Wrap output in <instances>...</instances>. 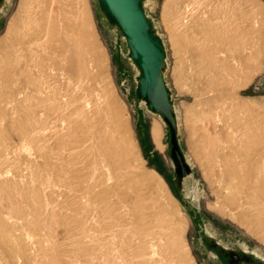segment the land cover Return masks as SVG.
Returning a JSON list of instances; mask_svg holds the SVG:
<instances>
[{
  "label": "rangeland",
  "instance_id": "374dc122",
  "mask_svg": "<svg viewBox=\"0 0 264 264\" xmlns=\"http://www.w3.org/2000/svg\"><path fill=\"white\" fill-rule=\"evenodd\" d=\"M212 1L153 0L148 5V12L156 21L158 31L163 36L167 47L166 80L179 114L181 132L179 140L193 168L192 175L184 180V184L180 188L176 182L177 172L171 156L170 129L162 122L165 147L163 151H160L151 138L153 122L159 118L149 112L145 105L139 101L136 94L138 72L127 57V45L121 36L105 23L98 9L97 1L86 0L92 19L89 26L91 32L89 43L92 50L86 53L87 56L82 55L84 58L76 56L74 53L76 50L73 45L74 37L65 34L68 21L65 18H70L72 21H75L76 17L80 18L77 14L81 10L79 1H11L6 12L0 15V61L5 60L8 63L3 69L5 74L3 70L0 72V74H4L0 75L1 78L3 76V81L0 78V147L4 144L3 149L0 148V264H216L215 261H210L200 253L196 230L191 220V211L194 209L207 216L210 223L214 225L216 231L213 233L215 235L220 237L223 234L231 239L238 237L242 244L252 245L259 257L264 258V240L260 237L264 236L262 235L264 233V206L256 205L248 199L246 201V196L243 193H238L235 190L231 193L232 190H226L224 182H220L222 175L217 169V165L220 164L217 161L220 158L217 156L223 151L222 137L224 138L225 133L223 121L227 116L216 111V105L211 99L213 96L223 93V95H227L230 102L264 107V0ZM251 1L253 3L258 1L263 5L261 13L248 14L250 9H256V5H253ZM200 2L204 5H201ZM186 4H189L187 12L184 7ZM199 5L201 7H198ZM227 10H232L236 14V21L242 31L249 34L253 40L248 45L243 57L246 55L254 58V71L249 80H244L242 77L238 84L231 81L228 84L227 78L225 80H209L212 79V73L217 72L219 67H214L215 70L212 72L213 67H207L208 64L205 60L209 53V56L212 55L211 57L217 59L220 57L219 60L225 59L230 63L231 56L234 53L237 55L236 52L225 50L222 52V49L220 52L214 51L213 45L209 46L208 43L207 48L204 46L206 56H200L195 51L204 41V33L200 32L203 29L201 27L204 22L202 18L205 15L211 17L214 12L223 14ZM50 21L51 24L56 23L58 27L60 26L61 36L48 45V41L52 40L49 38V35L51 37L50 27L53 25H49ZM10 27L17 28L15 29L16 33H10L13 31ZM201 33L203 34L200 35ZM61 40L66 43L64 46L61 45ZM91 40L93 41L90 42ZM209 47L214 53H210V49L207 51ZM45 51L47 52L45 53ZM41 57L45 59L42 72L38 65ZM198 57L201 59L199 60ZM238 59L240 60V58ZM238 59L231 62L233 67L237 68L238 64L242 65V59L240 61ZM201 60L205 62L203 64L207 70L201 66ZM59 63L62 65V72ZM7 69L10 70L9 76L11 77L7 80L8 83L6 82ZM203 73L210 77L206 75L207 79L204 78ZM33 74L34 76L40 74L44 81L48 82L45 83L43 94L36 93L32 89H25L26 83L34 77ZM211 81L214 85L216 84L215 87ZM206 83H210V85ZM227 84L229 86L225 88L224 86ZM22 88L23 94H18L17 90L20 91ZM210 89L212 90L210 91ZM229 90H232V94L227 92ZM50 94L53 100L46 102L45 99L47 96L50 97ZM43 101L47 104L45 102V105L42 104ZM68 101L75 103V107L73 104L69 107L71 103ZM66 103L69 105L66 106ZM108 104L116 105L124 122V126L119 127L117 133L119 135L121 132L119 136L128 139L129 147L126 152L129 155L130 164L128 167L116 166L107 157L106 151L98 148L96 134L91 137L92 142L88 140L87 144L91 151L89 149L87 154L85 152L84 158L88 162L93 161L96 167L93 169L94 179L104 182L114 194L113 200L119 204L123 234L121 233L117 237L110 236V233L105 232L108 219L102 215L95 217L94 221L91 219L86 225L87 228L80 229L83 214L78 211V205L74 204L72 196L67 194L60 181L57 183L60 178L59 165L63 162L61 135H66L72 128V124L70 126L69 124L73 118L85 121L88 116L86 120L93 119L91 122L94 127H99L98 116L101 112L106 111ZM83 105L87 107L82 108ZM75 109L77 110L75 111ZM88 109L87 115L80 112L82 110L87 112ZM76 112L81 113V116L79 117ZM32 116L34 117L32 118ZM60 118H62V122H59ZM32 120L35 122L33 123ZM48 121H51L50 124ZM52 122L54 123L52 124ZM32 125L37 127V132H34L35 139L33 141L24 140L20 129ZM44 126H46L45 129L47 128L46 130L43 128ZM67 126L69 127L66 129ZM40 129L41 133L38 132ZM192 146L198 148L203 157L207 158V166L215 165V179L208 173L210 181H212L211 178L214 179L212 183L208 178H205V176L208 177V174L205 173L204 167L202 168L200 161L191 150ZM148 171L157 172L159 177L153 176L154 178H152ZM128 172L139 177H143V175L151 177L146 180L145 186L140 191L142 194L140 192L131 193L129 197L125 198L121 197V193L126 191L123 177ZM107 175L110 177L108 178ZM106 177L107 179H105ZM160 178L166 187L162 185ZM135 201H142V206L136 207ZM244 202L246 204H243ZM222 204L225 205L223 209ZM133 206L136 208L134 209ZM253 206L257 208L254 210ZM59 209L61 213H59ZM231 213L247 216L256 229L258 228L257 234L250 232L237 218L234 220L235 215L233 216ZM132 235L133 237H131ZM107 237L114 252L124 249L125 258L114 260L108 255L109 252L105 248V244L94 247L96 240ZM124 243L125 245H123Z\"/></svg>",
  "mask_w": 264,
  "mask_h": 264
},
{
  "label": "bare ground",
  "instance_id": "6f19581e",
  "mask_svg": "<svg viewBox=\"0 0 264 264\" xmlns=\"http://www.w3.org/2000/svg\"><path fill=\"white\" fill-rule=\"evenodd\" d=\"M80 5H81V10L80 12L77 14L79 15L80 18L75 19V21H72L70 18H65L67 21V27H66V35L68 36H72L74 37L75 43L73 44L76 48L75 50V55L76 56H82V55H86V53H89L90 50H92L91 45L89 43V38L91 36V32L89 30V26L91 24V16L89 14V10L87 8V4H86V0H78ZM76 0V2H78ZM192 1V0H191ZM200 1V0H199ZM203 1V0H202ZM205 1V0H204ZM207 1V0H206ZM210 1V0H209ZM214 1V0H213ZM212 1V2H213ZM243 1V0H241ZM245 1V0H244ZM250 1V0H249ZM253 1V0H252ZM251 1V2H252ZM256 1V0H255ZM253 3V5H256V9H250L249 10V15H251V13L253 12H258L261 13L262 12V7L263 5L260 4L258 1V3L256 2ZM63 2V1H62ZM198 2V1H197ZM227 2V1H226ZM247 2V1H246ZM211 3V2H210ZM225 3V2H224ZM249 3V2H248ZM251 3V4H252ZM191 4V3H190ZM194 4V3H193ZM201 4V2H200ZM203 4V3H202ZM201 4V5H202ZM204 5V4H203ZM224 5V4H223ZM63 6V5H62ZM196 6V5H195ZM194 6V7H195ZM225 6V5H224ZM186 12H187V8L189 7V4H186L185 6ZM192 7V6H191ZM198 7H201L200 5ZM216 7V6H215ZM209 9V7H207ZM224 8V7H223ZM69 9V8H68ZM189 9V8H188ZM202 9V8H201ZM228 9V8H227ZM191 10V8H190ZM189 10V11H190ZM234 10V9H233ZM70 11V10H69ZM79 11V10H78ZM192 11V10H191ZM195 11V10H194ZM200 11V10H199ZM217 11V10H216ZM225 11V10H222ZM196 12V11H195ZM63 13V12H62ZM198 13V12H196ZM211 13V12H210ZM193 14V13H192ZM195 14V13H194ZM67 15V14H66ZM201 15V14H200ZM253 15V14H252ZM194 16V15H193ZM209 16H211V14H209ZM203 17V16H202ZM252 17V16H251ZM44 18V17H43ZM60 18V17H59ZM62 19V18H61ZM81 19V20H80ZM203 19V25L201 26L203 29L200 30V32L204 33V41L202 43V45L200 47H198L197 49H195L196 53L198 52L200 54V56H206L207 53L205 52V47L207 46V43L209 44V46L212 44L214 51H218L220 52V50L222 49V52L225 51H230V52H236L237 55L234 53L231 57H232V61L235 59L240 58L242 65L240 66L238 64V67H233L232 66V61H227L225 59L223 60H219L220 57H218L219 59H217L216 57H211L208 55L206 56V62H207V67H213V70H210L213 72L215 70L214 67H219L217 69H219L217 72H213L211 77L209 80H222V79H226L228 80V84H230V81L233 83L236 82V84H238L239 79L240 78H244V80H249L251 77V73L254 71V58L251 56H244L246 49H248V45H250L253 40L252 37L243 32L241 26L239 25V23H237L236 21V14H234L232 12V10H227V12L221 14L219 12H214V15L212 14L211 17H207L206 15L202 18ZM251 19V18H250ZM249 20V19H248ZM63 21V19H62ZM250 21V20H249ZM49 22V21H48ZM239 22V21H238ZM14 24V23H13ZM18 24V23H17ZM49 24V23H48ZM53 24V23H52ZM51 21L49 25H52ZM15 25V24H14ZM11 26V25H10ZM13 27V25L11 26ZM10 27V28H11ZM17 27V25H16ZM60 27V26H59ZM58 25L56 23H54L51 27H50V34L51 37L49 35V38H52V40L48 41V45L50 44V42L57 40L60 36H61V31L59 29ZM254 27V26H253ZM15 28V27H14ZM44 28V27H42ZM49 28V27H48ZM200 28V27H199ZM13 29V28H11ZM9 29V30H11ZM17 29V28H15ZM13 29V31H10V33L13 34V32L16 33V30ZM48 30V29H47ZM48 32V31H47ZM199 32V33H200ZM14 33V35H15ZM203 33H201L200 35H202ZM47 37V36H46ZM67 37V36H65ZM9 40V39H8ZM7 40V41H8ZM65 40V39H64ZM255 40V39H254ZM68 41V38H67ZM93 40H91L90 42H92ZM9 42V41H8ZM62 42V40H61ZM6 43V42H5ZM35 43V42H34ZM65 42H62L61 45L64 46ZM69 43V42H68ZM71 43H73L71 41ZM66 44V43H65ZM39 45V44H38ZM198 45V44H197ZM94 46V45H93ZM205 46V47H204ZM42 47V46H41ZM66 47V46H65ZM208 47V46H207ZM206 47V48H207ZM43 48V47H42ZM72 48V46H71ZM99 48V47H98ZM68 49H70L68 47ZM67 49V50H68ZM210 47L207 49V51H209ZM44 50V49H42ZM47 50V49H46ZM58 50V49H57ZM212 49H210V53H214L211 52ZM48 51V50H47ZM45 51V53L47 52ZM53 51V50H52ZM72 51V50H71ZM94 52V51H93ZM43 53V52H42ZM67 53V52H66ZM39 54V53H38ZM48 54V53H47ZM50 54V53H49ZM97 54V53H96ZM222 54V53H221ZM227 54V53H224ZM230 54V53H229ZM57 55V54H56ZM60 55V54H59ZM74 55V54H73ZM84 55V56H85ZM89 55V54H88ZM219 55V54H218ZM231 55V54H230ZM90 56V55H89ZM216 56V55H214ZM221 56V55H220ZM37 57V55H36ZM56 57V56H55ZM63 57V56H61ZM64 57L65 54H64ZM63 57V58H64ZM71 57V56H69ZM225 57V55H224ZM59 58V57H57ZM81 58H84L83 56ZM203 58V57H202ZM226 58L228 59V55L226 56ZM244 58V59H243ZM3 59V58H2ZM33 59V58H32ZM52 59V57H51ZM55 59V58H54ZM71 59V58H70ZM199 59V57H198ZM201 59V58H200ZM199 59V60H200ZM222 59V58H221ZM34 60V59H33ZM49 59L47 58V61ZM74 60V58H73ZM88 60V58H87ZM239 60V59H238ZM239 60V61H240ZM9 61V60H8ZM31 61V60H30ZM44 61L45 59L43 57H41L39 59V69L40 72H42L44 70ZM53 61V60H52ZM109 61V60H108ZM64 62V61H62ZM61 62V63H62ZM66 62V60H65ZM73 62V61H72ZM80 63V61H78ZM77 62V63H78ZM85 62V61H84ZM200 62V61H199ZM198 62V63H199ZM202 65L204 66V68H206L205 64H203L204 61H202ZM12 63V62H11ZM35 63V61H34ZM205 63V62H204ZM234 63V62H233ZM240 63V62H239ZM49 64V63H48ZM60 64V63H59ZM63 64V63H62ZM74 64V63H71ZM70 64V65H71ZM8 63H6L5 60L0 61V72L6 68L5 66H7ZM52 65V63H51ZM61 65V64H60ZM66 65V64H64ZM69 65V66H70ZM103 65V64H102ZM221 65V66H220ZM236 66V64H234ZM10 66V65H9ZM88 66V65H87ZM17 67V65H16ZM15 67V68H16ZM19 67V66H18ZM53 67V66H52ZM62 65L60 66V71L61 70ZM65 67V66H63ZM104 67V66H102ZM11 69V67H10ZM13 69V68H12ZM46 69V68H45ZM49 69V68H48ZM51 69V68H50ZM63 69V68H62ZM209 69V68H208ZM18 70V69H17ZM20 70V69H19ZM18 70V71H19ZM74 70V68H73ZM71 69V71H73ZM90 70V69H89ZM207 70V68L205 69ZM5 70H3L4 72ZM6 71H8L7 77H6V82L7 80H9V78H11L9 76V69H7ZM25 71V70H24ZM49 71V70H48ZM52 71V70H51ZM50 71V72H51ZM69 71V70H68ZM204 71V70H203ZM14 72L17 71L14 70ZM13 72V73H14ZM21 72V71H20ZM19 72V73H20ZM39 72V73H40ZM55 72V71H53ZM52 72V73H53ZM7 73V72H6ZM11 73V72H10ZM12 73V74H13ZM72 73V72H71ZM90 73V72H89ZM211 73V72H210ZM5 74V72H4ZM3 73L0 75H4ZM11 74L12 78L13 75ZM58 74V73H56ZM60 74V73H59ZM63 74V73H62ZM204 74V73H203ZM202 74V75H203ZM209 74V72H208ZM19 76V74H17ZM65 75V74H63ZM69 75V74H68ZM205 75V74H204ZM207 75V74H206ZM206 75L204 78H206ZM34 76V74H33ZM74 76V75H72ZM208 76V75H207ZM15 77V76H14ZM63 77V76H62ZM61 77V78H62ZM210 77V76H208ZM1 78V76H0ZM3 78V76H2ZM1 78V80H2ZM48 79V78H47ZM50 79V78H49ZM54 79V78H53ZM82 79V78H81ZM207 79V78H206ZM0 80V81H1ZM5 80V79H4ZM205 80V79H204ZM223 80V81H224ZM3 81V80H2ZM208 81V80H207ZM222 81V82H223ZM3 82V83H6ZM9 82V81H8ZM7 82V83H8ZM209 82V81H208ZM207 82V83H208ZM215 82V81H214ZM221 82V81H220ZM45 82L44 78L38 74L35 75L34 77H32V79L26 83V87L25 89H32L34 91L40 92V93H44L45 90ZM206 83V84H207ZM211 83L213 84V82L211 81ZM225 83V82H224ZM54 84V83H53ZM220 84V83H219ZM223 85L225 88L226 86L229 85ZM207 85H210L207 84ZM214 85V84H213ZM212 85V86H213ZM216 85V84H215ZM214 85V87H215ZM60 86V85H59ZM47 87V86H46ZM208 87V86H207ZM211 87V86H210ZM208 87V88H210ZM213 87V88H214ZM217 87V86H216ZM24 88V87H23ZM17 90L18 94H23L24 90ZM48 88V87H47ZM212 88V89H213ZM218 88V87H217ZM228 88V87H227ZM50 89V88H49ZM210 89V91L212 90ZM230 89V88H228ZM51 90V89H50ZM220 90V89H219ZM54 91V89H53ZM62 92V91H60ZM221 92V91H219ZM218 92V93H219ZM227 92H231L232 94V90H229ZM226 92V93H227ZM28 93V92H27ZM56 93V92H55ZM58 93V91H57ZM214 93V92H213ZM217 93V92H216ZM34 94V93H33ZM46 94V93H45ZM60 94V93H59ZM215 94V93H214ZM48 95V94H47ZM58 95V94H57ZM69 95V94H68ZM75 95V94H74ZM40 96H42L40 94ZM39 96V97H40ZM46 97V95H43ZM53 96V95H52ZM60 96V95H59ZM57 96V97H59ZM64 96V95H63ZM71 96V95H70ZM38 97V96H37ZM55 97V95L53 96ZM75 97V96H73ZM33 98V97H32ZM231 98V97H230ZM39 99V98H38ZM41 99H43L41 97ZM45 99V98H44ZM63 99V97H62ZM71 99V98H68ZM212 102L216 105V111L217 112H221V114H224L227 116L226 120L223 121V128L225 130L224 133V138L222 137V141L224 142V147H223V151L221 154H219L217 157H219L220 159L217 160L218 162H220V164H216L218 167V171L221 173L222 177L220 182H224L226 190L230 189L232 191H230L231 193H233V190L237 191L238 193H243L246 196V201L248 199V201L255 203L256 205H263L264 206V107H258L257 105H251V104H247V103H234V102H230L228 101V97L227 95H223V93H220L219 95L213 96L212 98ZM232 99V98H231ZM25 100V97H24ZM28 100V98H27ZM31 100V99H30ZM40 100V99H39ZM53 100V98L51 97H46L45 101L47 102H51ZM67 100V99H66ZM79 100V99H78ZM29 101V100H28ZM27 101V102H28ZM42 104H44V102ZM63 101V100H62ZM81 101V99H80ZM83 101V99H82ZM26 102V101H25ZM38 102V101H37ZM41 102V101H40ZM45 102V103H46ZM70 102V101H68ZM67 102V103H68ZM74 102V101H73ZM77 102V101H76ZM87 102V101H86ZM16 103V102H15ZM53 103V102H52ZM59 103V102H58ZM64 103V102H63ZM66 103V106H68L69 104ZM71 103V102H70ZM85 103V102H84ZM83 103V104H84ZM88 103V102H87ZM85 103V104H87ZM98 103V102H97ZM32 104H34L32 102ZM40 104V103H38ZM47 104V103H46ZM73 104V107H75V103H71L69 105V107ZM31 105V103H30ZM45 105V104H44ZM60 105V104H59ZM54 106V105H53ZM77 106V104H76ZM83 105L82 108H84ZM98 106V104H97ZM105 106V105H104ZM32 107V106H31ZM37 107V106H36ZM42 107V105H41ZM87 107V106H86ZM101 107V106H99ZM29 108V107H28ZM34 108V107H33ZM44 108V107H42ZM62 108V107H61ZM60 108V109H61ZM66 108V107H65ZM91 108L93 109V107L91 106ZM17 109V108H16ZM27 109V108H26ZM30 109V108H29ZM35 109V108H34ZM47 109V108H46ZM69 109V108H68ZM71 109V108H70ZM74 109V108H72ZM91 109V110H92ZM99 109V108H98ZM102 109V107L100 108ZM23 110V109H22ZM31 110V109H30ZM55 110V109H54ZM64 110V108H63ZM62 110V111H63ZM77 109H75L76 111ZM81 110V109H80ZM79 110V111H80ZM19 111V110H18ZM17 111V112H18ZM68 111V110H67ZM66 111V112H67ZM84 110L80 111L84 114L88 113L89 109L87 110V112H83ZM29 112V111H27ZM73 112V111H72ZM101 112V111H100ZM32 113L33 110H32ZM36 113V112H35ZM40 113V112H39ZM53 113V112H52ZM55 113V112H54ZM61 113H65V112H61ZM60 113V114H61ZM70 113V112H69ZM78 113L79 117L81 116ZM90 113V112H89ZM99 113V112H98ZM97 113V114H98ZM72 114V113H71ZM53 115V114H52ZM70 115V114H69ZM77 115V114H76ZM87 115V114H86ZM41 116V115H40ZM48 116V115H47ZM54 116V115H53ZM52 116V117H53ZM60 116V115H59ZM72 116V115H71ZM75 116V115H73ZM72 116V117H73ZM34 116H32L33 118ZM71 117V119H72ZM77 117V116H76ZM84 117V116H83ZM88 117V116H87ZM86 117V119H87ZM70 118V117H69ZM82 118V117H81ZM22 119V118H20ZM27 119V118H26ZM38 119V118H36ZM35 119V120H36ZM48 119V118H47ZM51 119V118H49ZM58 119V118H57ZM56 119V120H57ZM62 118H60L59 122H62L61 120ZM73 118V120L70 122L69 126L72 124V128L69 129V132L66 135H61V147H62V156H63V162L60 166V178L57 181V183L60 181L61 186L67 191L68 195L72 196L73 202L74 204L78 205V211H81V213L83 214L82 218H81V223L79 228L80 229H84L87 225V223L92 219V221H94L93 219L99 215L105 216V218H107L108 220V224L105 227V232L110 233V236H114L117 237L118 235H120L121 233L123 234L122 231V217L120 214V210H119V204L118 202L113 200V196L114 194L108 189L107 185L99 180H95L94 179V174H93V169H95V164L92 162H88L85 158V152L86 154L89 152L88 150L91 148L89 146L88 140H91V137L93 135H97V142H98V148L100 147L101 149H103L104 151H106V155L107 157L118 167H128L129 166V155L127 154V150H128V139L126 137L123 136H119L117 133V129L119 127L124 126V122L120 116L119 110L116 107V105H109L108 104V108L106 109V111H104L103 113L101 112L100 115L98 116V121H99V127L95 128L94 125L92 124L91 120L93 121V119H91L90 121H87L85 119V121L83 120H79ZM30 120V119H29ZM45 120V118H44ZM69 120V119H68ZM46 121V120H45ZM58 121V120H57ZM33 122V120H32ZM35 122V121H34ZM33 122V123H34ZM38 122V121H37ZM49 122V121H48ZM51 122V121H50ZM49 122V124H50ZM26 123V122H25ZM29 123V122H28ZM47 123V122H46ZM54 122H52L53 124ZM56 124V123H55ZM62 124V123H61ZM66 124V123H65ZM25 125V124H24ZM46 125V124H44ZM67 126L66 129L69 127ZM40 127V126H38ZM42 127V126H41ZM46 126H44L43 128L45 129ZM48 127V125H47ZM62 127V125H61ZM64 127V126H63ZM55 128V127H54ZM47 129V128H46ZM45 129V130H46ZM65 129V130H66ZM37 127H35L34 125L27 127L24 126L23 129H20V134L21 136L24 138V140H34L35 139V134L34 132H37ZM43 130V129H42ZM58 130V129H57ZM40 131V133L42 132L41 129L38 130V132ZM67 131V130H66ZM3 132V131H2ZM58 132V131H57ZM62 132V131H61ZM60 133V132H58ZM4 134V133H3ZM6 134V133H5ZM39 134V133H38ZM44 134V133H42ZM64 134V132H63ZM57 135V134H56ZM1 136V135H0ZM38 136V135H37ZM163 136H164V129H163V124L162 121L160 119H156L153 122L152 125V137L153 141L155 143V145L157 146L156 148H158L160 151L164 150V143H163ZM5 137V136H4ZM53 137V136H52ZM57 137V136H56ZM6 138V137H5ZM49 138V137H48ZM54 138V137H53ZM21 139V138H20ZM55 139V138H54ZM58 139V138H57ZM3 141V140H2ZM4 141H6L4 139ZM3 141V143H4ZM59 142V143H60ZM57 143V142H56ZM4 145V144H3ZM2 145V146H3ZM92 145V144H91ZM2 146L0 148H2ZM4 147V146H3ZM132 148V147H131ZM3 149V148H2ZM7 149V148H6ZM191 150L194 152L196 158L200 161L202 168L205 169V173H209L208 177L205 176V178L209 179V176L215 179L216 176V172H215V168L214 166H207L206 164V159L205 157H203V155L201 154V152L198 150V148H196L195 146L191 147ZM3 151V150H1ZM7 152V151H6ZM105 155V156H106ZM5 158V157H4ZM59 158V157H58ZM61 158V157H60ZM218 159V158H217ZM58 160V159H57ZM2 161V160H1ZM108 162V161H107ZM209 163V162H208ZM212 163V161H211ZM214 163V162H213ZM102 164V163H101ZM103 165V164H102ZM113 165V164H111ZM128 169V168H127ZM100 170V169H99ZM114 170V169H113ZM117 170V169H116ZM119 170V169H118ZM126 170V169H125ZM125 172V171H124ZM138 172V170H137ZM147 172V171H146ZM150 172V171H148ZM96 173V172H95ZM102 174V173H101ZM147 174V173H146ZM150 175H152V178L155 177H159L158 173L155 171L150 172ZM148 175H143V177H139L135 174H133L132 172H128L124 175V183L126 186V191L121 193V197H129L131 195V193H139L140 191H142V188L145 186V182L146 180H148L149 177L151 176ZM203 176V177H204ZM108 177V175H107ZM107 177L105 179H107ZM110 177V176H109ZM108 177V178H109ZM102 178V177H101ZM121 178V177H120ZM211 178L212 181H214V179ZM99 179V178H98ZM153 180V179H152ZM160 182L162 183L163 186H165V183L163 180H161V178L159 179ZM56 181V180H55ZM107 181V180H106ZM110 181V180H109ZM151 181V180H150ZM212 181H210L212 183ZM219 181V180H218ZM108 182V181H107ZM152 182V181H151ZM117 183V182H115ZM156 184V183H155ZM223 184V185H224ZM148 187V186H147ZM157 187V186H156ZM166 187V186H165ZM158 188V187H157ZM159 188H161V186H159ZM163 188V187H162ZM117 189V188H116ZM149 189V188H148ZM151 189V188H150ZM162 190V189H160ZM234 191V192H235ZM162 192V191H161ZM142 194V192H140ZM149 195V194H148ZM152 197V194H150ZM147 196V195H146ZM116 197V196H115ZM148 199V198H147ZM131 200V199H130ZM152 200V199H151ZM228 201V200H227ZM241 201V200H240ZM120 202V201H119ZM242 203V202H241ZM122 204V203H121ZM120 204V205H121ZM132 203L130 202V205ZM135 206L136 207H140L142 206V201H135ZM155 204V203H154ZM243 204H246L245 202ZM248 204V202H247ZM58 205V203H57ZM145 205V204H144ZM223 205V204H222ZM241 205V204H240ZM36 206V205H35ZM152 206V205H151ZM211 206V205H209ZM225 205L222 206V209L224 208ZM242 206V205H241ZM132 207V206H131ZM136 207L133 206V208L135 209ZM167 208V207H165ZM165 208H163L165 210ZM212 208V207H211ZM252 208V207H251ZM257 208L256 206L254 207ZM142 209V208H141ZM152 210V209H151ZM160 210V209H159ZM122 211V210H121ZM132 211V210H131ZM146 211V209H145ZM262 211V210H261ZM58 212V211H57ZM127 212V211H126ZM55 213V212H54ZM59 213L60 209H59ZM138 213V211H137ZM162 213V212H161ZM258 213V212H257ZM139 214V213H138ZM167 214V213H166ZM255 214V213H254ZM259 214V213H258ZM261 214V213H260ZM160 215V214H159ZM231 215H235V218H233L234 220L237 218L240 223L242 225H244L250 232H252L253 234H257V229L254 226V224L252 222H250V220L247 219V216H243L239 213H231ZM264 215V213H263ZM165 216V215H164ZM253 216V213H252ZM256 216V215H255ZM126 217V216H125ZM150 218V217H149ZM166 218V217H165ZM250 218V217H249ZM264 218V217H263ZM96 219V218H95ZM164 219V218H163ZM139 220V219H138ZM161 220V217H160ZM237 220V221H238ZM262 220V219H261ZM260 220V221H261ZM98 222V221H97ZM160 222V221H159ZM164 222V221H163ZM259 222V221H258ZM95 224V223H94ZM260 225V224H259ZM91 226V225H90ZM262 226V225H261ZM95 227V226H94ZM87 228V227H86ZM99 228V227H98ZM131 228V227H130ZM101 229V228H100ZM78 230V229H77ZM89 230V229H88ZM124 230V229H123ZM85 231V230H84ZM90 231V230H89ZM131 232V231H129ZM260 233V232H259ZM262 233V232H261ZM129 234V233H128ZM91 235V233H90ZM261 235V234H260ZM262 235H264V233H262ZM89 236V235H88ZM128 236V235H127ZM130 236V235H129ZM135 236V235H134ZM181 236V235H180ZM133 237V235L131 236ZM262 240H264V236H260ZM87 238V237H86ZM119 238V237H118ZM125 238V237H124ZM89 239V238H88ZM179 239V238H178ZM77 240V239H76ZM81 240V239H80ZM127 240V239H126ZM92 241V240H91ZM116 241V240H115ZM119 241V240H117ZM122 241V239H121ZM128 241V240H127ZM96 245L95 246H103V244H105L104 246H106L105 248H107L108 252H109V256L114 258V260H119L122 258L126 257V253L124 251V249L119 250L118 252H114V250L112 249V245L110 240L107 238L104 239H98L96 240ZM122 245V244H121ZM120 245V246H121ZM125 245V243L123 244ZM127 245V243H126ZM175 245V244H174ZM173 245V246H174ZM87 246V245H86ZM93 247V248H94ZM116 247V246H115ZM114 248V246H113ZM124 248V247H123ZM142 248V247H141ZM92 249V248H91ZM119 249V248H118ZM141 250V249H140ZM143 250V249H142ZM141 250V251H142ZM146 251V250H145ZM101 254V253H100ZM141 254V253H140ZM139 254V255H140ZM145 254V253H144ZM148 254V253H147ZM146 254V255H147ZM107 255V256H108ZM100 256V255H99ZM143 256V255H141ZM149 257V256H148ZM138 259V258H137ZM134 262V259H133ZM146 262V261H145ZM132 263V261H131ZM143 263V262H142ZM150 263V262H149ZM146 264V263H144ZM151 264V263H150Z\"/></svg>",
  "mask_w": 264,
  "mask_h": 264
},
{
  "label": "water",
  "instance_id": "95a60500",
  "mask_svg": "<svg viewBox=\"0 0 264 264\" xmlns=\"http://www.w3.org/2000/svg\"><path fill=\"white\" fill-rule=\"evenodd\" d=\"M12 0H0V15ZM106 24L118 33L128 48L127 57L138 72L136 94L146 109L170 129L171 156L179 188L193 168L182 149L180 120L166 80L168 53L156 21L148 12L153 0H96Z\"/></svg>",
  "mask_w": 264,
  "mask_h": 264
},
{
  "label": "flooded vegetation",
  "instance_id": "af4514ba",
  "mask_svg": "<svg viewBox=\"0 0 264 264\" xmlns=\"http://www.w3.org/2000/svg\"><path fill=\"white\" fill-rule=\"evenodd\" d=\"M192 224L196 230L200 253L216 264H264L252 245L242 244L237 238L217 236L214 225L207 216L197 210L191 211Z\"/></svg>",
  "mask_w": 264,
  "mask_h": 264
}]
</instances>
